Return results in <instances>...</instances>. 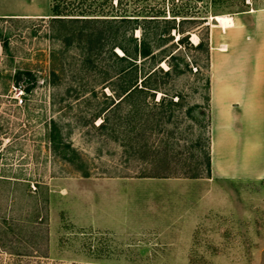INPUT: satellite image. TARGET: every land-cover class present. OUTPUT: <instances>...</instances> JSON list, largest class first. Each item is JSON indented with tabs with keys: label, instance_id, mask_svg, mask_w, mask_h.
Wrapping results in <instances>:
<instances>
[{
	"label": "rangeland",
	"instance_id": "1",
	"mask_svg": "<svg viewBox=\"0 0 264 264\" xmlns=\"http://www.w3.org/2000/svg\"><path fill=\"white\" fill-rule=\"evenodd\" d=\"M55 3L61 16L50 0L46 18L0 17V264H264L263 183L195 201L166 183L208 176L215 17L264 8V0ZM80 7L139 20H52ZM175 25L185 33L171 29L159 41ZM82 28L106 38L92 56L71 35ZM144 38L159 58L174 55L160 65L171 73L150 80L160 88L154 97L114 107V89L126 81L141 88L156 64L139 57L130 65L112 52H132ZM167 166L202 177H144Z\"/></svg>",
	"mask_w": 264,
	"mask_h": 264
},
{
	"label": "crops",
	"instance_id": "2",
	"mask_svg": "<svg viewBox=\"0 0 264 264\" xmlns=\"http://www.w3.org/2000/svg\"><path fill=\"white\" fill-rule=\"evenodd\" d=\"M49 12L50 0L0 2L3 18H46ZM231 21L211 34V174L166 180L168 193L178 189L184 201L198 193L227 198V191L264 184V8Z\"/></svg>",
	"mask_w": 264,
	"mask_h": 264
},
{
	"label": "trees",
	"instance_id": "3",
	"mask_svg": "<svg viewBox=\"0 0 264 264\" xmlns=\"http://www.w3.org/2000/svg\"><path fill=\"white\" fill-rule=\"evenodd\" d=\"M56 0H51V11L53 12L52 16H61V14H59L60 10V4L55 3ZM94 11L90 9L84 10L80 8H75L74 10H71L70 13L72 14H67L66 16H71L70 18H53L52 20H54V22H60V23H68V24H75V23H85V24H91V23H112L113 21H138L139 19H129L127 18V16H121V19H116V18H105L108 17V15H101L102 17H98V15H92ZM78 13V14H75ZM119 16V15H116ZM161 15H152L149 16L147 15V17H160ZM147 21H154V20H159V19H144ZM165 21H169L167 19H164ZM176 19H172V21H175ZM138 23V22H136ZM140 27V25H136V28ZM171 29H175L176 31H178L179 34H184L185 32L180 28V26H172L167 28V30L164 32L165 34H162L159 36V41L165 39L166 35H169L171 33ZM72 37L76 38V40L83 42V41H87L86 44V51L89 53V56H92L95 53L96 50V45L95 43L99 42L101 40H105V37H102V34H98L96 35L95 32H85L84 29H80L78 32L71 34ZM172 38V36H170ZM137 39V38H135ZM173 39V38H172ZM181 40V38H180ZM111 41V40H109ZM88 45V46H87ZM204 46V42L201 41L197 47L198 48H202ZM119 49L121 50V52L123 53L121 54H116L115 52H112V56L115 57L117 60L121 61V62H128L130 65H134L137 66V60L139 57H141L144 60H150L154 61L156 64V67H154L145 77V79L142 81V87L140 88L138 85V82H122V84L119 86L118 89H114L116 95L119 98V102L114 106V107H120V105L124 102H127L128 100H130L135 94H140V93H147L149 94V96H155L156 94H158L159 91V86H154L151 87L149 86L150 84V80L154 77H156L158 74L164 72V70L161 68V64L163 62L169 63L168 61L171 60L174 55H171L169 59H167L166 56H163L161 58H159V56H157V53H155V51L153 50V46L151 44L150 41H148L147 38H144L143 41H141L140 43H137L135 45V48L133 49V51L131 52L128 48H126L125 46L120 45ZM206 52L208 54V58H209V49H206ZM171 64V62L169 63ZM165 74L169 75L171 73V68H169L166 72H164ZM25 84L27 85L25 88V92H30L32 89V86L29 85V83L26 81ZM209 85H210V81H209ZM152 93V94H150ZM179 99V96H178ZM166 101V97L162 96V98L159 100V104L158 105H163V103ZM109 121L108 118H104L103 122L100 123L99 128L101 129H106L107 126V122ZM55 131V129H54ZM168 167V166H167ZM166 169H168V173H166L165 175H160V174H153V175H148V176H144V177H153V178H168V177H182V178H200L202 177V174L200 172H186L185 174H181V176H175V173H173L172 168H170V166ZM207 171H208V176L211 174V161H210V157H208V162H207Z\"/></svg>",
	"mask_w": 264,
	"mask_h": 264
},
{
	"label": "bare ground",
	"instance_id": "4",
	"mask_svg": "<svg viewBox=\"0 0 264 264\" xmlns=\"http://www.w3.org/2000/svg\"><path fill=\"white\" fill-rule=\"evenodd\" d=\"M215 20L223 27L224 29L232 24L230 16H217ZM216 26V25H214ZM122 53V52H121Z\"/></svg>",
	"mask_w": 264,
	"mask_h": 264
}]
</instances>
